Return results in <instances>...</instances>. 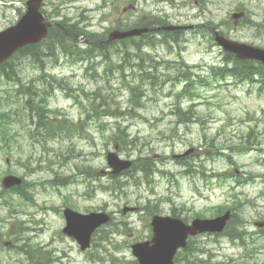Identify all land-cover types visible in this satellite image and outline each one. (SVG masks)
Here are the masks:
<instances>
[{
	"label": "rangeland",
	"instance_id": "rangeland-1",
	"mask_svg": "<svg viewBox=\"0 0 264 264\" xmlns=\"http://www.w3.org/2000/svg\"><path fill=\"white\" fill-rule=\"evenodd\" d=\"M26 1L0 0V30L20 19ZM130 3L135 10L120 20L121 8ZM236 9L247 12L236 29L243 41L264 47V0H45L44 4L50 20H64L101 35L122 20V26H129L142 18L150 23L161 17H170L173 23L213 21L229 27ZM155 36L117 42L102 56L92 50L93 55L51 54L44 46L40 60L15 58L19 80L14 79L16 74L0 75V113L11 118L13 134L7 141L0 135V190L2 177L14 173L30 183L26 189L34 195V201H28L9 192L8 202L0 200V264H32L15 247L23 243L48 251L51 264H135L132 244L151 237L154 212L188 220L200 214L214 217L218 206L239 204L237 198L242 201L238 207L245 221V242L202 234L193 238L192 250L179 254L177 264H264V227L255 225L264 221V91L250 82L236 84L228 76L208 78L207 84L196 87L199 97L182 99L178 93L184 82L178 79V68L186 62L194 73L208 76L211 65L223 61L226 53L206 28L184 32L179 42L168 35ZM145 73L149 78L142 80L139 76ZM29 83L50 88V119L68 118L69 129L49 137L30 124L23 111L26 98L19 94ZM135 84L137 103L131 99ZM180 100L183 110L192 109L193 117L182 121ZM2 117L0 123H5ZM119 126L128 134L127 145L115 138ZM191 148L195 152L175 157ZM113 150L133 160L151 155L155 170L149 176L132 171L137 180L126 173L103 174L100 171L108 169L107 153ZM90 166L94 177L85 170ZM67 205L85 213L102 210L113 215L94 234L90 249L82 251L63 233ZM126 206L136 209L124 212Z\"/></svg>",
	"mask_w": 264,
	"mask_h": 264
},
{
	"label": "water",
	"instance_id": "water-1",
	"mask_svg": "<svg viewBox=\"0 0 264 264\" xmlns=\"http://www.w3.org/2000/svg\"><path fill=\"white\" fill-rule=\"evenodd\" d=\"M42 1L28 0V10L18 23L0 31V63L10 58L21 47L37 43L48 35L52 23L46 22L44 14L40 11ZM240 16L241 14L235 15V18ZM64 30L66 31L65 28ZM149 30L147 27H136L128 30L115 29L105 42H111L117 38L141 35ZM217 41L225 50L234 52L241 59H256L264 63V48L234 41L219 33L217 34ZM108 159L110 165L115 169L114 172H120L132 164L131 161L120 160L115 153H109ZM2 183L5 188H11L20 185L22 178L9 174L3 178ZM65 216L67 226L64 231L77 238L83 249L90 245L93 231L109 220V216L105 213L81 214L70 208L65 210ZM229 218L230 212H227L217 218H197L192 224H186L179 218L155 216L153 219V239L134 244V253L140 264H173L178 249L187 246V239L190 235L207 231H223ZM259 225L263 226L264 224Z\"/></svg>",
	"mask_w": 264,
	"mask_h": 264
},
{
	"label": "trees",
	"instance_id": "trees-1",
	"mask_svg": "<svg viewBox=\"0 0 264 264\" xmlns=\"http://www.w3.org/2000/svg\"><path fill=\"white\" fill-rule=\"evenodd\" d=\"M63 23L68 25V23L66 21H63ZM70 27H71V30H73V32L84 34L87 37L88 36L92 37L91 34H88L83 29H80L76 24L71 25ZM42 44L43 43L37 44V45L26 46L25 48L20 50V54L24 55V56H30L34 60H38V59L40 60L41 55L44 53V50L41 47H44V46L46 47V48L44 47L45 50H47L51 54L56 52V51H62V52L64 51V53L65 52L68 53L69 51H72L71 53H74L76 51H83V52H85V54H90L91 51H89V50L99 51V52L101 51V53H102L103 48H104L103 46H90V48H88L89 50L88 49L82 50L79 47V39L77 37H74L71 35H66L57 26H53L51 28L47 42L44 43V46ZM64 48H65V50H63ZM67 48H69V49H67ZM49 53H47V54H49ZM16 69H17V66L14 65L12 60H10L1 66L0 74L12 76L13 74H17ZM230 72L236 78H238V80H246V79L254 80L255 77H259L258 81H259L260 85L264 86V65L261 63H258L255 61H241V60L235 59L234 65L232 66V69ZM223 74H224L223 76H225V74H227V72L223 73ZM25 88H27L26 94L28 95V98H27L26 104L24 106V110L29 112V115L31 116L32 120L34 117H37L36 125L38 126V128H44L45 129V131L47 132L46 136H49L53 132H55V129H54L55 125L60 126V128L66 126V123H64V122L59 123V124H55V123H52L48 119V115L45 111V110H47L45 103L44 104L42 102L39 103V101L36 100L37 97H40L41 100L45 99L46 97L42 96L41 94L36 95L37 91L32 87L31 84L25 86ZM136 91H138V90H136V88H135L133 90V101H135L137 103L139 96H137ZM0 114L2 117V113H0ZM2 120H5V123H0V135L2 136V139L4 141H7L13 135V134H10V132H9V126L11 123V119H10V117L5 116V118L2 117ZM118 137H119V140L123 141L125 144L128 143L127 134H125V132L123 130L120 131ZM134 166H135V168L138 167V169L141 172H143L145 176H149L152 173V171L154 170L155 162H154V159L150 155H144V156H140L138 158V160L135 162ZM26 185H27V183L25 182V183H23L22 186L13 188L12 191L16 192V194H18L22 199H25V198L27 200H28V198L33 199L32 195L30 196L29 194L26 193V191H25ZM12 191L0 190V200L6 199L7 193L12 192ZM5 202H8V199H6ZM234 218L237 220H241L236 215H234ZM233 225H234L235 229H233L232 223H230L229 227L226 231L231 236H233L232 229H233V232H237L236 229H238V227H236L235 224H233ZM1 237H2V234L0 232V240H1ZM239 237L241 238L242 236L239 235ZM189 249L192 250V247H188L187 251ZM17 250H18V252L25 253L26 256L28 257V259L30 261H32V264H43V260H44L45 264H48L50 262V256H49L48 251L42 252L40 249L39 250L30 249L29 247H27V245L25 243L18 244ZM44 252H45V254L43 256Z\"/></svg>",
	"mask_w": 264,
	"mask_h": 264
},
{
	"label": "flooded vegetation",
	"instance_id": "flooded-vegetation-1",
	"mask_svg": "<svg viewBox=\"0 0 264 264\" xmlns=\"http://www.w3.org/2000/svg\"><path fill=\"white\" fill-rule=\"evenodd\" d=\"M197 2H199V0H197ZM213 25L209 24L208 27L211 28ZM222 29V32L227 35L228 37H232L235 38L237 40H243L242 36L236 31V30H229L226 26L223 27V25H220ZM238 27V26H237Z\"/></svg>",
	"mask_w": 264,
	"mask_h": 264
},
{
	"label": "bare ground",
	"instance_id": "bare-ground-1",
	"mask_svg": "<svg viewBox=\"0 0 264 264\" xmlns=\"http://www.w3.org/2000/svg\"><path fill=\"white\" fill-rule=\"evenodd\" d=\"M152 38H153V37H152ZM152 38H151V39H152ZM155 40H156V39H155ZM157 41H159V40H157ZM82 46H83V45H82ZM67 49H69V48H67ZM63 50H65V48H64ZM96 50H97V49H96ZM67 51H68V50H67ZM63 52H64V51H63ZM63 52H62V53H63ZM69 52L71 53L72 51H69ZM69 52H68V53H69ZM100 52H101V51H100ZM79 53H80V52H79ZM81 54H82V53H81ZM100 54H101V53H100ZM92 55H93V54H92ZM98 55H99V54H98ZM73 56H74V55H73ZM73 56H72V57H73ZM100 56H102V54H101ZM91 58H92V57H91ZM94 58H95V57H94ZM129 58H130V57H129ZM160 67H161V66H160ZM13 75H14V74H13ZM13 75H12V76H13ZM133 106H134V105H133ZM45 111H46V110H45ZM126 183H127V182H126Z\"/></svg>",
	"mask_w": 264,
	"mask_h": 264
}]
</instances>
